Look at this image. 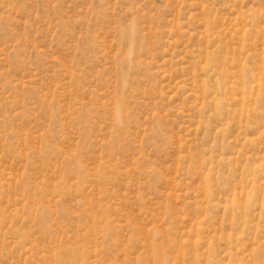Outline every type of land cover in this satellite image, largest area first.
Returning a JSON list of instances; mask_svg holds the SVG:
<instances>
[{
    "label": "rangeland",
    "instance_id": "374dc122",
    "mask_svg": "<svg viewBox=\"0 0 264 264\" xmlns=\"http://www.w3.org/2000/svg\"><path fill=\"white\" fill-rule=\"evenodd\" d=\"M0 264H264V0H0Z\"/></svg>",
    "mask_w": 264,
    "mask_h": 264
}]
</instances>
